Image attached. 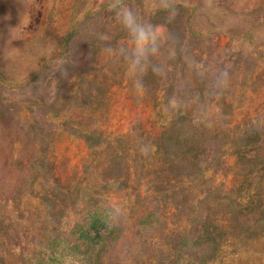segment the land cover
Instances as JSON below:
<instances>
[{"label":"rangeland","instance_id":"obj_1","mask_svg":"<svg viewBox=\"0 0 264 264\" xmlns=\"http://www.w3.org/2000/svg\"><path fill=\"white\" fill-rule=\"evenodd\" d=\"M25 2L0 0V264H94L84 248L46 243L80 218L84 189L105 184L104 204L127 217L102 264H264V0H127L201 65L230 73L209 95L178 55L167 80L145 77L139 102L105 52L126 39L109 0ZM180 81L189 102L167 112ZM150 211L157 223L141 234ZM205 225L219 228L218 248L204 244Z\"/></svg>","mask_w":264,"mask_h":264},{"label":"clouds","instance_id":"obj_2","mask_svg":"<svg viewBox=\"0 0 264 264\" xmlns=\"http://www.w3.org/2000/svg\"><path fill=\"white\" fill-rule=\"evenodd\" d=\"M26 2L24 0V8ZM108 10L120 28L126 33V39L118 42L115 47L106 45L105 52L114 62L122 65L124 75L129 80L136 100L139 102L147 92L145 77L151 73L155 78L164 81L168 79L170 64L178 55H182L189 69L194 76L207 82L209 95H218L229 86L230 73L227 68H211L201 65L186 50L174 44L162 26L154 24L150 19L145 18L138 10L131 7L127 0H109ZM172 15L168 19L171 21ZM104 40L110 39L107 35L100 34ZM166 59H159L165 55ZM65 64H60L57 71L66 74ZM180 94L167 96L162 107L167 112L175 111L185 103H188L184 94L187 85L180 81L178 84ZM137 150L148 155L151 152V145L141 143ZM109 222L120 223L127 217V209L119 204H113L108 209Z\"/></svg>","mask_w":264,"mask_h":264},{"label":"trees","instance_id":"obj_3","mask_svg":"<svg viewBox=\"0 0 264 264\" xmlns=\"http://www.w3.org/2000/svg\"><path fill=\"white\" fill-rule=\"evenodd\" d=\"M0 77H2V75H0ZM179 135L180 137L177 136L175 140L177 143L180 144L181 141L182 145H185L184 142L189 139L188 136L180 133ZM169 141L171 142V139H169ZM249 141L251 142V136L249 137ZM185 147H190V143L184 146V148ZM168 150V146L161 148V151L165 154H168ZM185 152L188 153L187 151ZM43 160L45 161V159ZM39 163L41 168L47 166L43 161ZM112 186L113 185L109 184L102 185L100 189L94 191V194L90 193V190L84 189L85 196L90 197H87L88 201L81 202L84 207L81 209V212H79L80 218L74 222L69 230L66 231L62 227L58 229V235L47 240L46 245H48V248H84V250H82L84 254L90 252L94 253V264H102L104 259L108 256L107 254L109 251L117 247L124 233L123 227L119 224H110L108 217L109 208L104 204L107 200L106 194L112 190ZM55 193L56 192L53 194L58 197V194ZM66 193L62 190L59 194L66 195ZM157 220L156 213L150 211L138 221V232L144 234L148 230L153 229ZM221 237L222 235L219 233V228L217 226L211 229L208 225H205L204 244L218 248ZM35 264H47V262L40 257V260Z\"/></svg>","mask_w":264,"mask_h":264}]
</instances>
